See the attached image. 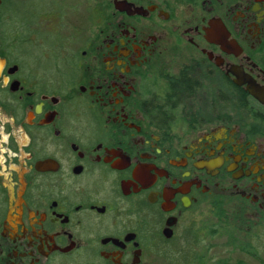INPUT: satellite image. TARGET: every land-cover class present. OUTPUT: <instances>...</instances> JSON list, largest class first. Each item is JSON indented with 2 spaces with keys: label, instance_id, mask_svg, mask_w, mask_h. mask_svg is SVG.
<instances>
[{
  "label": "flooded vegetation",
  "instance_id": "1",
  "mask_svg": "<svg viewBox=\"0 0 264 264\" xmlns=\"http://www.w3.org/2000/svg\"><path fill=\"white\" fill-rule=\"evenodd\" d=\"M0 264H264V0H0Z\"/></svg>",
  "mask_w": 264,
  "mask_h": 264
}]
</instances>
